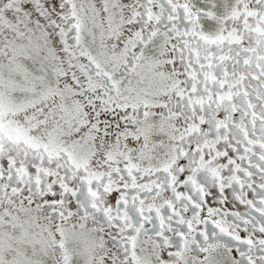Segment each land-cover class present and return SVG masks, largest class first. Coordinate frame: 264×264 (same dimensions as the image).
Wrapping results in <instances>:
<instances>
[{"label": "snow or ice", "instance_id": "6c2138e0", "mask_svg": "<svg viewBox=\"0 0 264 264\" xmlns=\"http://www.w3.org/2000/svg\"><path fill=\"white\" fill-rule=\"evenodd\" d=\"M0 264H264V0H0Z\"/></svg>", "mask_w": 264, "mask_h": 264}]
</instances>
